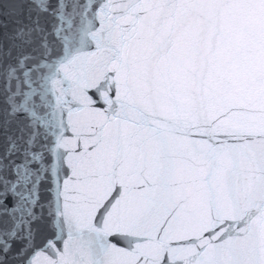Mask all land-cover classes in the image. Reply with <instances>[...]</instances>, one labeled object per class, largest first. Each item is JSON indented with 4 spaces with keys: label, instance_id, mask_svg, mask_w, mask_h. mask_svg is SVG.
<instances>
[{
    "label": "snow or ice",
    "instance_id": "6c2138e0",
    "mask_svg": "<svg viewBox=\"0 0 264 264\" xmlns=\"http://www.w3.org/2000/svg\"><path fill=\"white\" fill-rule=\"evenodd\" d=\"M0 264H264V0H0Z\"/></svg>",
    "mask_w": 264,
    "mask_h": 264
}]
</instances>
